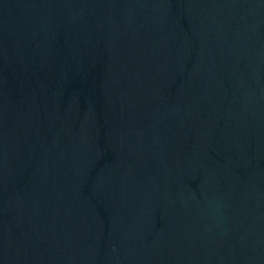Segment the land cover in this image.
<instances>
[{
	"label": "water",
	"instance_id": "obj_1",
	"mask_svg": "<svg viewBox=\"0 0 264 264\" xmlns=\"http://www.w3.org/2000/svg\"><path fill=\"white\" fill-rule=\"evenodd\" d=\"M0 264H264V0H0Z\"/></svg>",
	"mask_w": 264,
	"mask_h": 264
}]
</instances>
